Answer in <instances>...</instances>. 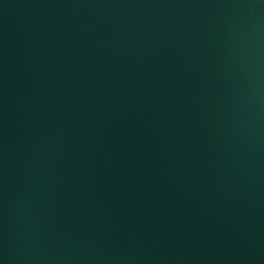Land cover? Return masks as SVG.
I'll use <instances>...</instances> for the list:
<instances>
[{"label": "water", "instance_id": "obj_1", "mask_svg": "<svg viewBox=\"0 0 264 264\" xmlns=\"http://www.w3.org/2000/svg\"><path fill=\"white\" fill-rule=\"evenodd\" d=\"M0 264H264V0H0Z\"/></svg>", "mask_w": 264, "mask_h": 264}]
</instances>
